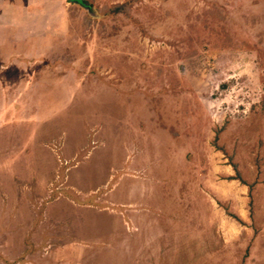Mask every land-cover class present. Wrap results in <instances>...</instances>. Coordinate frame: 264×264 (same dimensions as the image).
I'll list each match as a JSON object with an SVG mask.
<instances>
[{
    "label": "rangeland",
    "instance_id": "374dc122",
    "mask_svg": "<svg viewBox=\"0 0 264 264\" xmlns=\"http://www.w3.org/2000/svg\"><path fill=\"white\" fill-rule=\"evenodd\" d=\"M1 36L0 264L110 257L158 188L252 196L253 237L174 264H264V0H0Z\"/></svg>",
    "mask_w": 264,
    "mask_h": 264
},
{
    "label": "crops",
    "instance_id": "0c3cea01",
    "mask_svg": "<svg viewBox=\"0 0 264 264\" xmlns=\"http://www.w3.org/2000/svg\"><path fill=\"white\" fill-rule=\"evenodd\" d=\"M24 38L26 36H22L19 40ZM9 39L14 38L10 36L0 37V51L1 47L8 48L7 41ZM230 181V184L234 183L235 185V179ZM243 186L246 185L243 184ZM158 189L140 191L143 192L142 196H144L140 199L141 201L131 197L126 198L124 202L123 200L119 201L118 229L122 232L121 238L123 239L120 238L118 245H114L115 242H111V239L109 241L104 240L102 244H97L103 247V253L110 257L101 256L99 258L100 256L94 250L95 246L91 245L93 248L90 249V264H174L175 262H182L181 259L175 261V257H181V253L193 260L198 257L205 259L209 256L210 251L206 248L196 249L190 245L182 246L185 243L181 242V236L190 238L194 233L204 230L203 234H205V230L210 229L215 231V235L218 232L219 238H224L229 243L243 232L251 233L252 237L254 235L255 230L251 227L250 229L247 228L246 231L238 229V226L245 227L249 222L248 220L253 217L250 207L252 196L249 190L239 202L236 192H232L230 196H224L222 191L207 192V189H201L197 192L190 191L186 193L185 197H181L180 193L175 194L174 191ZM178 196H180L179 200ZM198 197L199 201H197ZM183 198L186 200L184 201ZM203 198L204 202H202ZM233 198L237 201L231 202L230 199L233 200ZM148 200L155 202L161 200L163 205L158 203V206ZM221 210L225 211V215L228 214L229 218L224 217ZM228 212L236 214L242 222L240 223ZM227 225L232 226L229 234L233 235L230 237L226 234ZM127 230L134 231V235L130 233V238H127ZM123 231H127L126 234ZM204 237L206 236L204 235ZM214 237L217 238V236ZM205 243L206 241L203 242L204 246Z\"/></svg>",
    "mask_w": 264,
    "mask_h": 264
},
{
    "label": "trees",
    "instance_id": "16d2710c",
    "mask_svg": "<svg viewBox=\"0 0 264 264\" xmlns=\"http://www.w3.org/2000/svg\"><path fill=\"white\" fill-rule=\"evenodd\" d=\"M233 166H234V168L236 169V165H234L233 164ZM242 180V183H245L246 184V182L243 180V179H241ZM249 189H251V184H249ZM232 217H234L235 219H237L239 222H242V220L236 215V214H234V213H231V212H228Z\"/></svg>",
    "mask_w": 264,
    "mask_h": 264
}]
</instances>
